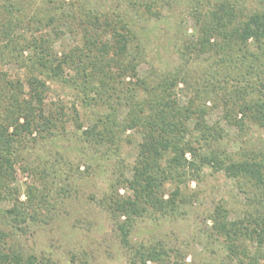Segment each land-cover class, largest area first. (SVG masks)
<instances>
[{
  "label": "trees",
  "instance_id": "1",
  "mask_svg": "<svg viewBox=\"0 0 264 264\" xmlns=\"http://www.w3.org/2000/svg\"><path fill=\"white\" fill-rule=\"evenodd\" d=\"M163 2L170 3L0 0V59L15 62L26 72L25 79L11 78L0 69V216L25 222L32 216L30 208L37 213L31 202L38 188L30 185L26 201L21 199V189L15 186L16 164L19 146L33 134L56 133L62 116L48 113L45 104L49 82L58 81L75 87L86 106H99V99L116 101L84 131V137L96 146L107 142L119 150L122 133L132 129L142 133L131 175L124 172L116 177L103 198L124 243H129L136 218L149 211L175 215L190 200L183 183L198 180L211 166L236 180L247 200L244 216L234 220L223 204L217 205L211 217L214 228L243 264H262L264 151L243 147L232 154L221 150L219 142L226 130L209 123L206 102L212 99L222 109L223 119L240 130H264V6L248 9L241 0H191L186 8L196 32L179 45L175 71L152 84L147 76H140L146 58L140 36L148 26L139 19L162 18ZM65 32L80 35L82 42L59 54L54 42ZM203 54L211 59L198 77L200 82L209 81L203 89L206 94L197 88L196 95L183 104L175 89L181 82L189 83L194 76L192 61ZM209 84L212 87L206 89ZM202 99L204 104L199 102ZM169 182L176 187L168 190ZM121 186L133 194L122 195ZM6 200L13 206L3 208ZM122 217L126 221L121 222ZM1 239L0 264H57L51 258L6 250ZM248 241L257 246V254L251 253ZM137 252L141 264L174 262L165 258L168 251L161 247Z\"/></svg>",
  "mask_w": 264,
  "mask_h": 264
},
{
  "label": "rangeland",
  "instance_id": "2",
  "mask_svg": "<svg viewBox=\"0 0 264 264\" xmlns=\"http://www.w3.org/2000/svg\"><path fill=\"white\" fill-rule=\"evenodd\" d=\"M169 1L157 8L162 9V18L143 16L139 19L148 26L140 36L146 50L140 76H147L152 84L175 71L180 62L179 45L196 32L195 20L186 8L191 0ZM262 1L241 0L248 9L262 8ZM81 42L80 35L65 32L55 39L54 49L62 54ZM28 54L29 51L25 52ZM208 57L209 54H203L193 59L194 76L188 84L181 82L175 89L181 103L186 104L194 97L197 88L200 94H206L203 89L209 81L201 79L200 82L198 77L209 65ZM0 69L7 71L11 78L26 77L25 69L15 62L0 59ZM49 85L45 109L62 118L54 129L55 134L35 133L19 146L15 186L21 189L24 201L30 185L38 188L37 197L31 202L37 206V213L30 208L32 216L25 222L16 221L12 216H0V236L6 250L20 251L26 257L51 258L57 264H141L137 251L157 246L168 251L165 258L174 261L171 264H243L230 252L211 217L216 206L223 204L231 220L242 218L247 200L236 180L211 166L204 169L198 180L183 183L182 188L190 200L182 204L175 215L163 216L149 211L136 218L129 243H124L118 222L103 198L111 191L116 177L124 172L131 175L142 133L138 129L122 133L119 150L107 142L96 146L92 139L84 137V131L97 121L100 113L111 110L116 101L99 99V106H86L75 87L58 81H50ZM211 87L209 84L206 89ZM207 100L209 123H218L226 130L225 138L219 142L221 150L232 154L243 147L264 151V130L257 127L240 130L230 125L223 119L222 109L215 107L212 99ZM199 102L204 104V99ZM174 187V183L167 184L168 190ZM119 192L133 194L127 186H121ZM13 203L6 200L1 206L7 209ZM247 243L251 253L257 254V246ZM259 257L264 264V248Z\"/></svg>",
  "mask_w": 264,
  "mask_h": 264
}]
</instances>
